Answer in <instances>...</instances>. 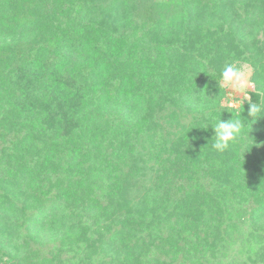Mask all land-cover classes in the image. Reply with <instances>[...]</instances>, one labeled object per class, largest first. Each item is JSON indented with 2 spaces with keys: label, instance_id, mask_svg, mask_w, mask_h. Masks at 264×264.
I'll return each mask as SVG.
<instances>
[{
  "label": "trees",
  "instance_id": "16d2710c",
  "mask_svg": "<svg viewBox=\"0 0 264 264\" xmlns=\"http://www.w3.org/2000/svg\"><path fill=\"white\" fill-rule=\"evenodd\" d=\"M229 61L264 101V0H0V264H264V116L199 128Z\"/></svg>",
  "mask_w": 264,
  "mask_h": 264
},
{
  "label": "clouds",
  "instance_id": "9594fccd",
  "mask_svg": "<svg viewBox=\"0 0 264 264\" xmlns=\"http://www.w3.org/2000/svg\"><path fill=\"white\" fill-rule=\"evenodd\" d=\"M252 71L246 67L240 61H229L223 65L219 72V80L216 81L219 93L227 91L226 106L222 108V111L231 113V118L228 120H222L221 114L215 124H206L201 129H207L211 126L213 135V143L211 147L217 152H224L229 149L230 145L235 142L237 137L241 135L244 130V122L240 118L234 115V111L237 107L243 109L245 102L248 104V114L253 118L258 116H264V101L254 102L252 100V94L249 93L248 88L254 86V82L251 79ZM218 93V94H219ZM239 93L242 98H237ZM259 94V92L257 93ZM231 109L232 111H229Z\"/></svg>",
  "mask_w": 264,
  "mask_h": 264
},
{
  "label": "rangeland",
  "instance_id": "374dc122",
  "mask_svg": "<svg viewBox=\"0 0 264 264\" xmlns=\"http://www.w3.org/2000/svg\"><path fill=\"white\" fill-rule=\"evenodd\" d=\"M245 66L248 67V68H250V67H249L248 65H246V64H245ZM250 70H251V68H250ZM253 88H254L253 86H250V87L248 88V91H249V93L252 94V98H253V99H257V95H256V93L253 91ZM236 95H237V98H238V99L242 98V96H241L239 93H237Z\"/></svg>",
  "mask_w": 264,
  "mask_h": 264
}]
</instances>
